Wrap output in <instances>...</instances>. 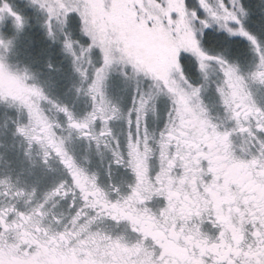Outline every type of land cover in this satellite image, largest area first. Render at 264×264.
<instances>
[{"label": "snow or ice", "instance_id": "1", "mask_svg": "<svg viewBox=\"0 0 264 264\" xmlns=\"http://www.w3.org/2000/svg\"><path fill=\"white\" fill-rule=\"evenodd\" d=\"M155 4L159 9L155 19L136 20L146 32L158 26L167 41L160 58L149 63L121 40L100 37L74 0H0V69L32 25L34 12L44 16L41 27L47 39L60 44L70 58L73 76L79 82L76 92L86 98L83 112L53 100L39 85L28 89L57 111L59 128L95 144L97 151L108 152L109 170H128L129 161L122 150H117L121 136L131 149L129 155L135 154L137 159H141L136 151L140 142L145 157L159 142L161 158L167 157V169L175 173L180 184L196 182L179 214L171 195L168 206L162 203L163 211L157 210L162 220L154 223L163 229L162 234L134 226L135 244L104 237L108 243L102 249L98 246L94 254L91 250L85 257L74 258L73 264H264V198L257 199L251 191L255 184L264 190V104L253 92V86L264 88V39L247 27L250 9L243 0H155ZM209 29L212 34L223 33V41H245L251 59H229L225 55L228 49L205 47V41L212 38ZM230 46L239 47V42ZM114 77H119L125 89H131L127 107L122 97L116 99L109 93ZM161 97L168 102L167 111L160 127L153 129L150 122ZM209 99L214 101L211 107ZM117 123L121 125L119 133L114 128ZM51 128L49 125V137ZM189 130L197 131L201 140L214 146L218 156L250 173L249 179L241 183L225 177L220 183L219 169L203 145H188ZM15 131L28 136L24 127L18 126ZM236 138L243 142L242 157L236 156ZM37 139L31 136L28 143ZM57 141L48 139L47 147L52 151L45 150V163L54 155L65 169L66 179L45 194V201H70L76 209L73 227L82 214L89 215L86 209H98L90 213L96 218L109 206L116 208L118 202L110 203L114 196L106 198L95 177L86 175L63 141ZM185 157L190 165H185ZM203 168L206 172L199 171ZM132 170L136 171L135 179H144L140 171ZM0 184L5 181L0 180ZM201 186L208 196L194 194ZM138 187L131 189L125 203L136 196ZM89 193L97 199L89 200ZM46 207L37 205L33 211L42 215ZM112 222L118 223L114 218ZM73 234L78 236L79 232L66 228L62 235H52L63 240ZM172 246L176 247L175 255L170 253ZM16 254L20 264H39L37 249L21 245Z\"/></svg>", "mask_w": 264, "mask_h": 264}, {"label": "rangeland", "instance_id": "2", "mask_svg": "<svg viewBox=\"0 0 264 264\" xmlns=\"http://www.w3.org/2000/svg\"><path fill=\"white\" fill-rule=\"evenodd\" d=\"M76 1L74 0V2ZM78 2H80L82 11L93 23L100 37L121 40L133 54L149 63L156 62L165 51L167 41L158 26L155 31L146 32L136 24L137 19L146 20L150 17L153 19L157 17L159 9L155 3H142L139 0H113L114 3L109 9L104 10L102 7L98 8L96 2L92 0H78ZM114 5L119 11L124 10L126 17H120L121 20L117 18V11L113 9ZM250 18L248 21H250L255 32L264 34V21L260 22V20ZM32 25L34 26L33 23ZM31 26L18 41L16 48L8 58L11 66L26 69L31 76L24 71L11 69L12 67L7 65L6 62L5 67L0 69V109H4V107L12 109L18 120L15 128L18 126L24 127L25 132L28 133V136L18 134L21 142H15L13 129L0 128V177L6 176L8 180L16 182L20 187L13 192L9 187L0 190V213H5L0 217V264H20V256L16 254V250L21 245L39 251L37 257L39 264H73V257H85L92 249H98L97 244L90 240L86 243H80L86 240L89 233H94L98 237L119 239L118 233L116 230L111 229L110 225L113 224V218L118 220L120 214L118 210L116 214H110L106 209L99 216L93 218L90 213L97 212L98 209H86L85 212L89 215L82 214L77 225L73 227L72 216L76 209L72 207L70 201L63 199L54 202L45 201V194L59 182L66 179L65 169L54 155L49 156L45 163V150L52 151L47 147L49 138L54 143L58 142L57 138L62 140L64 148L74 156L76 163L85 170L86 175L95 177L97 186L108 196L115 195L110 193L117 190L113 184L120 185L126 175L136 174V171L132 169L140 171L143 175L145 173L153 174L157 180H162L163 175L170 170L167 169L165 163L167 157L161 158L162 150L159 147V142H157L155 149L149 150L146 157L144 156V144L140 142L136 151L140 154L141 159H137L135 154L129 155L131 149L125 146L123 136H121V144L117 150H122L124 159L129 161L127 164L128 170L124 168L127 174L119 167H115L116 170H109L107 169L109 167L107 162L108 152L103 151V149L97 151L95 144L77 139L75 133H70L67 129L57 126V111L49 105L46 99L32 95L28 89L33 87L34 84L39 85L53 100H57L70 108L74 107L77 113H81L85 109L86 98L82 93L78 94L76 92L79 82L73 76L70 65L62 68L59 63L52 64L54 59L49 54L47 46L35 37L36 26L33 29L34 33L30 31ZM63 60L60 59L61 62ZM49 65H51V68H49ZM24 76H27L28 79L22 80L21 77ZM253 92L256 100L264 104V88L253 86ZM109 93L116 99L122 97L123 105L127 107L131 89H125L119 77H114L110 82ZM208 102L210 107L214 104L211 99ZM167 106V100L161 97L157 102L156 110L150 122L153 129H158L163 123ZM213 113L215 114V109H213ZM3 114L4 112L0 110V122L3 121ZM49 125L52 126L50 137ZM114 128L119 133L121 125L117 123ZM189 131L191 135L188 136L187 143L204 142L200 139L197 131ZM31 136L38 139L29 144L28 139ZM41 144H44L45 147L42 148ZM235 144L244 153L243 142L239 138H236ZM174 150L175 146H173V152ZM215 151L217 152V150ZM215 151L212 150L217 155ZM108 183L110 184L108 185ZM21 187L31 190V197H34L35 200L41 196L39 203L37 202L38 205L47 204L42 215L34 213L33 210L37 207V203H35L36 205L32 204L31 198L27 201L28 193L26 191L24 193ZM128 187L131 190L134 186L129 183ZM88 199L94 200L97 198L89 193ZM40 201H42V204H40ZM63 202H65L66 209L62 211L61 207L63 206L61 203ZM110 203L112 202L110 201ZM53 209L54 211H62V213H53ZM50 214H52V217L49 216ZM47 219L48 223L46 222ZM86 224L87 227L80 231L81 225ZM66 228L73 233L79 232V235L73 234L70 238L65 237L60 244L57 240ZM54 233L59 235L54 237L52 235ZM106 243H108L106 239H100L98 241L99 248L102 249Z\"/></svg>", "mask_w": 264, "mask_h": 264}, {"label": "flooded vegetation", "instance_id": "3", "mask_svg": "<svg viewBox=\"0 0 264 264\" xmlns=\"http://www.w3.org/2000/svg\"><path fill=\"white\" fill-rule=\"evenodd\" d=\"M195 144L196 147L203 145V148L206 149L207 153L215 161L216 167L219 169L220 183H223L225 177L231 180H239L241 183L248 180L250 173H245L242 169L234 167L231 163L225 160L223 157L215 155L212 150H216L214 146H209L205 142L199 143H188L189 146ZM240 147H236V156L240 157L244 153L240 151ZM187 152V148L185 149ZM195 151V148H193ZM216 152V151H215ZM217 153V152H216ZM197 158L199 155L197 154ZM185 165H190L191 161L185 157ZM183 171V170H182ZM200 172H206V168L200 169ZM198 174L194 172V175ZM136 174H128L125 176V179L122 181V190L112 191L115 195L114 199L111 200L112 203H117L116 208L108 207L107 210L110 214H116L117 210L120 214L118 217V223L111 224L110 228L116 230L119 235V239L127 244L132 245L136 243V234L133 232V227H143L148 231H159L163 232L162 228H157L154 223L157 220H162L160 216L157 215V210L163 211V207H167L169 203V196L171 195L173 203L177 205L175 211L179 214L180 210L186 207L185 201L188 200L189 193L193 192L195 181H187L185 184L181 185L179 180L175 177V173L171 170L163 175L162 180H157L154 178L153 174L145 173L143 175L144 179L137 180L135 179ZM146 182V184H144ZM129 183L133 184L134 187H138L136 196L131 200L127 201L128 196L132 195L131 190L129 189ZM233 190H235L236 185H231ZM203 186L199 192L194 193L197 196H208V193H203ZM151 190V191H150ZM251 191L255 192L256 198H264V190L261 189L259 184H255L251 187ZM107 198L108 195L106 194ZM210 198V197H209ZM147 209V212L145 211ZM59 238L58 243L63 242ZM95 245V244H94ZM170 253L175 255L176 247H170Z\"/></svg>", "mask_w": 264, "mask_h": 264}, {"label": "trees", "instance_id": "4", "mask_svg": "<svg viewBox=\"0 0 264 264\" xmlns=\"http://www.w3.org/2000/svg\"><path fill=\"white\" fill-rule=\"evenodd\" d=\"M92 1L96 2V5H97L98 8L102 7V8H104V10L109 9V7L114 3L113 0H92ZM139 1L142 2V3L149 2V4L150 3H155V0H139ZM162 2H163V0H162ZM243 2L250 9L249 18L251 17L252 19L260 20V22H262V20L264 21V11H262V9H264V0H243ZM75 3L80 4V2H78V0ZM93 4H94V2H93ZM113 9L117 11V14H116V16H118L117 18L120 19V17H123V18L126 17V14H124V10L121 9L119 11V9H117L115 7V5L113 6ZM43 21H44L43 14L40 13V12H34L33 13V22H32L34 24V26L33 25L31 26L30 31L34 33L33 29L36 26V28H35L36 29L35 37H36V39L38 41H43L45 46H47V50L49 51V54L54 59V61H52V64L56 65V63H59L62 68H63V66H69V65L71 67L70 58L65 55V53L61 49L60 44L53 43L52 41L47 39V37H46V35L44 33V30L41 27V25L43 24ZM247 27L252 32L256 33L254 28L251 26L250 21L247 22ZM208 32L210 34H212L213 30L209 29ZM77 35H78V33H77ZM259 35H260L261 38H264V34L260 33ZM223 36H224L223 33H214V34H212V38L205 41V47L211 48L213 50H219V51H224L225 49H228V51L225 52V55H227L229 59H236L237 57H239L241 61H244L247 58H248V60L251 59L250 54H248L247 51H246V42L245 41H242L239 38H230V41H223L222 40ZM237 41L239 42V47L230 46V45H236ZM59 55H61V57H59ZM60 59H64V60L61 62ZM6 64L10 65L8 60L6 61ZM11 67H12L11 69L24 71L25 73H28L30 75V73L26 69L18 68L16 66H11ZM4 109H0L2 112H4V114L2 116L3 117V121L0 122V128L13 129V136H14L13 139H14V141L15 142H21L20 137L18 136V134L15 131L16 130L15 127L18 124L17 117L14 115L15 112H12V109H6L5 107H4ZM2 141L5 142L4 140H2ZM27 148H28V146H27ZM31 148H36V147H31ZM109 159H110V157H108V161H107L108 163H109ZM49 161L51 162V159H49ZM77 162H79V161L77 160ZM51 163L54 164V162H51ZM108 166H109V164H108ZM119 168H120V170L125 172V174H127V171H125V169H124L125 167H123V168L119 167ZM107 169H109V167H107ZM111 169L116 170L115 167H112ZM0 180L5 181V184L7 185V187L12 189V192L15 191V189H19L20 188L16 182H14V181H12L10 179H9L10 180L9 181L6 176L0 177ZM109 184L110 183H108V185ZM113 185H115V187L117 188L116 191L120 192V190H121L123 192V190H122L123 188H122L121 184L120 185L113 184ZM104 186L106 187V185H104ZM4 187H5V185L0 184V190L3 189ZM21 190L24 193H25V191L28 193L29 197L27 198V201H28L29 198H31L32 204L33 203L34 204L37 203L40 200V198H41V196H40L37 200H35L34 197H31V190L24 189L23 187H21ZM109 192H110V189H109ZM27 203H30V202H27ZM38 203H37V205H38ZM40 204H42V201H40ZM35 205H33V206H35ZM61 205L63 206V207H61V210L62 211L65 210L66 209L65 208V202L61 203ZM62 211H54V209H53L52 212L53 213L56 212V213L61 214ZM49 216L52 217V214H50ZM51 217H50V220H51ZM37 218H38V216H37ZM46 222L48 223V219H47Z\"/></svg>", "mask_w": 264, "mask_h": 264}, {"label": "clouds", "instance_id": "5", "mask_svg": "<svg viewBox=\"0 0 264 264\" xmlns=\"http://www.w3.org/2000/svg\"><path fill=\"white\" fill-rule=\"evenodd\" d=\"M83 227V230L87 227V224L85 225V226H82ZM104 237H102V236H97L96 234H94V233H89V235H88V237L86 238V240L85 241H81L80 243H86V242H88L89 240L90 241H92L93 243H96L97 244V246H99L98 245V241L100 240V239H103ZM93 250V254H94V251H95V248L94 249H92ZM73 259H74V257H73Z\"/></svg>", "mask_w": 264, "mask_h": 264}]
</instances>
